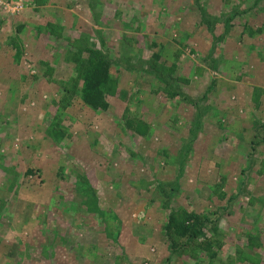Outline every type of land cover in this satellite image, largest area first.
Masks as SVG:
<instances>
[{"label": "rangeland", "instance_id": "obj_1", "mask_svg": "<svg viewBox=\"0 0 264 264\" xmlns=\"http://www.w3.org/2000/svg\"><path fill=\"white\" fill-rule=\"evenodd\" d=\"M79 40L105 110L69 90ZM0 264H264V0H0Z\"/></svg>", "mask_w": 264, "mask_h": 264}, {"label": "trees", "instance_id": "obj_2", "mask_svg": "<svg viewBox=\"0 0 264 264\" xmlns=\"http://www.w3.org/2000/svg\"><path fill=\"white\" fill-rule=\"evenodd\" d=\"M75 42L77 49L69 53V60L75 64L74 85L69 89L77 93L81 99L95 109H107L109 102L107 96L114 90L116 81L111 75L110 62L100 51L89 46L84 40ZM127 126L139 135H145L150 129L147 121L128 116ZM171 205V204H170ZM168 213L166 232L171 238H185L196 241L205 231L210 218L187 209H177L173 205ZM176 239V240H177ZM204 248H210V240L203 242Z\"/></svg>", "mask_w": 264, "mask_h": 264}]
</instances>
